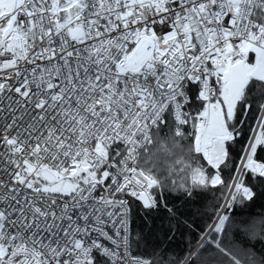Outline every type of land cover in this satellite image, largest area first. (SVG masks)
<instances>
[{
    "label": "snow or ice",
    "instance_id": "1",
    "mask_svg": "<svg viewBox=\"0 0 264 264\" xmlns=\"http://www.w3.org/2000/svg\"><path fill=\"white\" fill-rule=\"evenodd\" d=\"M0 264H264V0H0Z\"/></svg>",
    "mask_w": 264,
    "mask_h": 264
},
{
    "label": "trees",
    "instance_id": "2",
    "mask_svg": "<svg viewBox=\"0 0 264 264\" xmlns=\"http://www.w3.org/2000/svg\"><path fill=\"white\" fill-rule=\"evenodd\" d=\"M190 239H191V237L188 236V235L178 236V237H177V242H178L182 247H184V246H187V244H188V242H189Z\"/></svg>",
    "mask_w": 264,
    "mask_h": 264
}]
</instances>
